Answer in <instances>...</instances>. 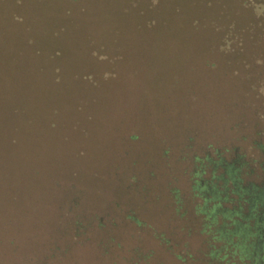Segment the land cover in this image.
Segmentation results:
<instances>
[{"label": "rangeland", "instance_id": "374dc122", "mask_svg": "<svg viewBox=\"0 0 264 264\" xmlns=\"http://www.w3.org/2000/svg\"><path fill=\"white\" fill-rule=\"evenodd\" d=\"M257 140L264 0H0V264H181L193 158Z\"/></svg>", "mask_w": 264, "mask_h": 264}, {"label": "trees", "instance_id": "16d2710c", "mask_svg": "<svg viewBox=\"0 0 264 264\" xmlns=\"http://www.w3.org/2000/svg\"><path fill=\"white\" fill-rule=\"evenodd\" d=\"M256 145L263 150L260 143ZM230 153L229 157H224L223 152L216 150L213 157L205 156L202 159L196 156L190 166L191 171L188 172L191 196L198 201L192 207L193 214L209 246L206 262L260 264L261 261L264 264V254H252L251 248L254 236L261 232V228H256L258 222L247 224L248 217L244 216L243 211V207L247 205V197L250 198L247 189L253 186V183H247L248 180L243 178L253 173L249 164L251 161L245 160L246 155L236 149ZM232 167L233 171H229ZM172 192L175 209H180L177 210L179 215L185 217L187 211L183 199L179 197L178 190ZM260 216H263L262 212ZM254 218L258 217L254 215ZM98 225L101 226L102 223L98 221ZM164 240L166 243L167 239ZM177 257L182 258L180 254Z\"/></svg>", "mask_w": 264, "mask_h": 264}, {"label": "flooded vegetation", "instance_id": "af4514ba", "mask_svg": "<svg viewBox=\"0 0 264 264\" xmlns=\"http://www.w3.org/2000/svg\"><path fill=\"white\" fill-rule=\"evenodd\" d=\"M255 143V144H254ZM253 144V148L257 149V156L251 157L249 162L251 161L250 166L252 167L253 173H251L248 176H244L243 178L245 180H248V182L253 183V186L250 187V189H247V193L250 194V198L247 197V205L243 207L244 211V216L248 217L247 224L252 225L254 222H258L259 225L256 226V228H261V232L254 236V239L252 241V247L253 248V253L258 252V256L261 254H264V143L262 141H255ZM257 143H260V145L263 146V150L256 145ZM237 150V149H236ZM233 171V167L229 170ZM195 206V205H194ZM234 207L236 208L237 205L236 203L234 204ZM188 211V210H187ZM257 212V213H256ZM260 212H262L263 216H260ZM188 212H186L185 215H187ZM254 215L258 218H254ZM131 219H133V216H130ZM193 219L195 220V225L198 227V235L202 236V244L200 245L199 250L197 251H190L187 243L183 242L182 246L184 247L185 253H182L184 250L177 251L173 253L174 258L178 259L181 264H197V262L201 264H207V252H208V242L206 243L205 234L204 232H200L201 226L198 224L196 221V217L193 216ZM137 220V219H136ZM138 221V220H137ZM139 222V221H138ZM191 231V230H190ZM190 231H187L188 234H190ZM160 239H165L162 238V234L159 233L157 234ZM165 241V240H164ZM162 241V242H164ZM165 243V242H164ZM168 250L170 249V246L166 247ZM263 250V251H262ZM181 255L182 258H178L177 255ZM148 255L144 256L143 258H146ZM135 258H130L129 262L130 264H135L134 261H136ZM116 264V263H113Z\"/></svg>", "mask_w": 264, "mask_h": 264}]
</instances>
